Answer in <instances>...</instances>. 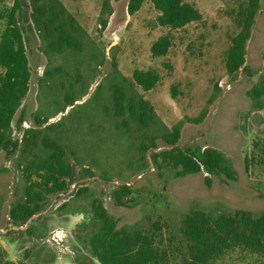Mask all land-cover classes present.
<instances>
[{"label": "rangeland", "instance_id": "1", "mask_svg": "<svg viewBox=\"0 0 264 264\" xmlns=\"http://www.w3.org/2000/svg\"><path fill=\"white\" fill-rule=\"evenodd\" d=\"M61 1L81 28L83 48L79 53L49 52L34 26L30 0H22L21 23L32 80L13 121V136L21 139L26 129L37 128V118L48 120L43 128L55 124L50 135L64 146L75 177L67 193L49 197L45 210L29 222L32 234L25 231L27 225L13 230L9 211L23 200L25 182L17 158L9 159L0 151V253L4 258L17 264H100L85 244L88 235L77 230L94 223L95 199L102 200L119 228L145 230L161 222L165 243L172 239L182 252L186 244L181 221L194 209L226 215L264 212V163L259 158L262 152L255 148V142L264 144V109L253 108L247 95L264 74V0L247 43L246 62L236 78L229 76L223 59L230 38L238 32L232 11L245 0H188L200 10L203 20L178 30L157 25L159 13L150 0L135 15L128 12L130 0H111L112 14L105 30L100 26L104 0ZM12 4L13 0H0V11ZM4 28L3 22L0 35ZM167 34L173 42L168 55L154 57L152 45ZM136 69H152L161 76L160 84L150 92L133 87L155 109L156 123L147 129L129 119L126 129L123 120L113 115L112 86L125 79L127 85L132 83ZM72 90L76 102L69 105L66 99ZM204 109V121L186 123L176 146L218 149L233 161L237 181L212 177L208 187L205 174L175 178L171 171L156 170L151 162L153 150L140 158L145 136H161ZM22 112L27 126L20 129L17 120ZM157 145V151L171 148L161 139ZM246 158L254 160L249 171ZM121 185L135 189L131 207L114 204L112 192ZM57 230L65 235L61 244L53 241ZM26 249L31 250L28 260ZM177 258L180 261L182 255ZM219 264L263 263L235 252Z\"/></svg>", "mask_w": 264, "mask_h": 264}, {"label": "trees", "instance_id": "2", "mask_svg": "<svg viewBox=\"0 0 264 264\" xmlns=\"http://www.w3.org/2000/svg\"><path fill=\"white\" fill-rule=\"evenodd\" d=\"M110 1L104 0L103 3L100 16L102 30L107 28L112 14ZM150 1L159 13V27L178 30L203 20L200 10L188 0ZM30 3L34 26L43 37L49 52L79 53L82 50L79 23L61 0H30ZM144 3L145 0H130L129 14L135 15ZM261 7V0H245L237 10L232 11L238 32L230 38L231 46L223 59L226 71L232 78L238 76L246 62L247 43ZM22 16V0H13L12 6L0 11V24L5 23L0 35V151L6 153L9 159L17 158V167L25 182V196L11 207L9 224L13 230L27 225L25 231L32 234L29 222L45 210L49 197L69 191L75 171L67 160L64 146L50 135V132H55L56 125L50 124L43 128V124L48 120L37 118V128L26 129L21 139L13 136V121L30 92L32 80L25 30L21 23ZM172 43L170 34L160 37L151 47L152 55L158 58L166 57ZM262 59L264 62V53ZM127 82L125 79L123 83L118 82L112 86L113 115L123 120L126 129H129L127 119L140 128L147 129L156 123L155 109L151 102L133 90V87L136 85L143 91L150 92L160 84L161 76L152 69H136L132 75V83L127 85ZM216 90H220L217 84ZM176 92V87L173 86L174 97ZM67 95V103L75 104L74 91ZM247 95L253 108L264 109V74ZM209 103H212V99ZM206 116L207 109H204L196 117H185L161 136H145L139 147L140 158H144L148 151L153 150L151 162L156 170L171 171L175 178L205 174V184L208 187L212 185V177L237 181L239 177L233 161L218 149L176 146L184 125L200 124ZM25 122L26 116L22 112L17 120L18 128L21 129ZM159 139L171 148L157 151ZM255 148L262 152L259 158L264 163V144L255 142ZM251 163H254V160L251 162L249 158L245 159L247 171L250 170ZM87 173L91 175V172ZM134 193L135 189L131 186L116 187L112 192L114 204L118 207H131L135 203L132 197ZM92 213L94 223L91 226H79L77 230L78 233L88 235L85 244L100 264H219L235 252L254 257L264 264V212L253 214L241 211L226 215L194 209L181 221L180 232L186 244L184 252L171 241L172 239L170 244L165 243L164 228L159 221L152 223L145 230L119 228L118 221L100 199L93 201ZM30 253L31 250H25L26 260L30 258ZM177 254L182 255L180 261ZM0 264L17 263L5 259L0 253Z\"/></svg>", "mask_w": 264, "mask_h": 264}, {"label": "built area", "instance_id": "3", "mask_svg": "<svg viewBox=\"0 0 264 264\" xmlns=\"http://www.w3.org/2000/svg\"><path fill=\"white\" fill-rule=\"evenodd\" d=\"M25 126H27L26 123H24ZM64 234H63V231L61 230H57L54 235H53V241H55V243L57 244H61L64 240Z\"/></svg>", "mask_w": 264, "mask_h": 264}]
</instances>
